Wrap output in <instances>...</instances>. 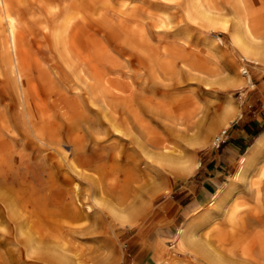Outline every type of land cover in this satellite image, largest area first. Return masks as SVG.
<instances>
[{"label": "bare ground", "instance_id": "6f19581e", "mask_svg": "<svg viewBox=\"0 0 264 264\" xmlns=\"http://www.w3.org/2000/svg\"><path fill=\"white\" fill-rule=\"evenodd\" d=\"M175 1L158 0V5ZM114 4L112 0H0V213L6 214L31 264L47 263L46 245L53 247L48 252L58 264L84 263L79 258L82 253L68 255L59 239L48 240L46 225L53 208L61 206L79 220L82 209L91 208L85 200L99 183L87 172L100 167L110 153L117 158L120 154L128 163L120 172L125 175L122 189L110 198L114 204L101 197L104 213L121 227H134L143 191L148 186L155 189L165 173L190 172L188 147L203 143L213 124L207 110H199L196 91L186 87L195 84L207 92L212 84L226 88L249 80L245 67L229 76L230 69L222 65L224 51L216 46L219 36L204 38L212 58L203 62L205 53L193 49L188 36L184 46L164 41L165 32L160 33L168 27L164 15L144 16L158 22V44L152 45L142 22L143 8L123 10L125 2L119 8ZM181 8L185 22L225 34L243 58L264 65V0H182ZM33 34L54 54L51 70L30 55ZM146 87L148 95H144ZM210 104L215 123L228 124L234 111L230 99L224 106L216 98ZM147 116L162 119L156 121L163 131L156 130ZM82 131L85 135H80ZM130 143L139 156L132 157L125 149ZM63 146H68V153ZM59 155L67 170L57 183L50 180ZM77 181L87 188H78ZM242 185L250 190L253 207L237 195ZM207 204L211 209H199L178 227L176 249L203 257L208 264H264V132L240 155L237 170ZM218 217L224 219L222 228L215 222ZM78 233L74 234L82 232Z\"/></svg>", "mask_w": 264, "mask_h": 264}, {"label": "rangeland", "instance_id": "374dc122", "mask_svg": "<svg viewBox=\"0 0 264 264\" xmlns=\"http://www.w3.org/2000/svg\"><path fill=\"white\" fill-rule=\"evenodd\" d=\"M112 1L113 4L115 3L114 6L116 8L121 7L120 5L123 2H125V6L121 7L122 9L124 8L123 10H128V8L135 5L136 7L143 8V11H141V17L143 16L144 20L142 22L144 24V28L148 36V42L152 45L158 44L159 30L157 26L155 27V25L158 22L157 23L154 22L153 24V22L152 23L150 22L153 20L146 19V17L144 16L145 14H151V13L157 15H164V17L163 16L162 17L163 19L165 18L166 20L165 24L168 26L166 28H163L162 31L160 32V33L165 32L167 39L165 38L164 41L171 42L173 44L175 43L178 44L179 46H184L183 39H185V36H188V38H190L191 42L194 45L193 49L197 48L205 53L202 58L204 59L203 62L206 61L211 62L210 60L212 58L211 57L212 52L207 47V44H205L206 41L205 42L203 41L204 38L205 37L213 38L214 35L219 36L220 41L216 42V46L220 47L224 51V58H223L224 62L222 65L225 67V69H230V72H228L229 76L230 77H233L234 75L236 76L238 74L240 67H245L249 74V80L247 82L242 83L239 86L238 85L228 86L226 88H221L217 84H212L211 88L207 92L206 91L202 92L198 90L195 84L186 87V89L189 88V89H194L196 91L195 93L196 101L201 105L199 110L202 112L203 111L205 112V110H207L206 112L209 113V116H212L211 119H213V124H211L210 132L207 134V138L204 140L203 143L198 144L196 146L188 147L189 152L187 153V156L190 158V163L192 165V170L190 172L184 174L183 175L184 177L174 176L172 175V173H165L166 176L162 180H157L158 185L156 186L155 189L152 190L150 186L148 187L146 186L147 190H149L150 188V191L147 190L143 191L145 192L143 193V202L141 204V209L143 210L140 209L139 212L140 214L137 213L134 216V218L135 217L137 218V219L135 218L136 220L135 219L133 220L135 223L134 227H129V226L121 227L117 222L109 218L106 215V213H104L105 209L103 206L106 205L104 200L108 204L110 203L112 204L114 201L112 199L113 197H115L114 194H116L117 192L120 191V189H122L121 187L123 186L125 181V175L121 174L123 173L122 165L128 163V160L127 162H125L124 159H123L124 161H122L120 154L117 158L115 156L114 157L112 156L113 153H110L111 157L110 156L106 157L105 158L106 160L105 161L103 160L105 164L101 162L100 167L93 168L87 172L91 177L96 179V181L99 183L98 186L95 187V189L90 188L91 192H89V194L92 193L90 195L92 197L89 198L90 200L89 199L85 200V203L90 204L91 208L88 211H84V209H82L83 210L81 212L82 214L80 213L77 216V217H79L80 215L82 216L80 220L79 218L77 219L76 217H72L67 213H65L64 209L61 206L59 208L57 207L56 209L53 208L52 211H50L49 213V216L52 217H49L48 219L49 223L47 222L46 225V230H47L46 233H48L47 239L48 240L59 239L57 241L60 242V244L63 247H66L68 249L69 251L67 253L68 255L73 256L71 253L73 254L79 253L81 255L82 253V256H79V258L80 257L83 258V259L80 258L82 260L81 262L82 263L84 262L83 264H86V262L87 264H157L160 260L167 261V264H208L203 259V257L200 258L198 256H194L191 254H187L185 252L178 251L175 247V243L173 242L174 236L177 232L178 227L181 224H183L188 219V217L191 216L193 213L195 212L200 213L199 209H211L209 204H207L209 203L210 199L207 200L204 204H202V206L195 208L196 210L194 211L191 210V212H187V209L185 210V206L187 205V203H189L190 198L193 197L195 191H197L196 186L198 185V183L196 182L197 180L196 171L197 170L199 171V169L202 166H204V164L207 162L208 159L213 158L214 155H218V153L220 152L221 145L222 146L226 145L227 142L231 140V137L234 135L237 128L235 127L236 125L234 124L237 122L239 117L241 116V122L249 121V120H259L261 126L264 125V121H263L264 120V65L254 64L253 62L243 58L240 55V53L230 44L225 34L217 31H206L199 25L190 24V23L188 24L187 22H185L183 19V12L181 8L182 0H176L174 3L165 6H162V4L158 5V0H151V1L150 0H112ZM148 10L150 13H148ZM177 18L178 20H176ZM152 27L154 30H151ZM33 36L31 35L30 38L31 42H29L30 44L29 51L31 53L30 55L38 58L41 63L43 62L42 64H45L46 67L48 69L50 68L51 70L53 67V60H54V54L52 53V51H50L51 48L49 47L47 48V45L46 44L44 45V42L42 41L40 42L38 35L33 34ZM46 48L48 51H46ZM197 59L199 61H202L199 55ZM63 79L65 82H67L65 76ZM185 79H186L185 76L180 78V80L183 81ZM70 84L72 85V82H70L68 85ZM184 84H186V82H183L182 85ZM170 92H174V91H170ZM148 93L150 92H148V87H146L144 89V95H148ZM157 98H159V94H156L155 99ZM215 98L216 101L222 103L223 106L225 105L226 101L230 99L234 111L230 115L231 118L228 120V124H222V123L220 124L218 121L217 124L215 123L217 117L215 119L216 114L214 113V108H212L210 104L211 101L214 100ZM204 102H206V104ZM202 107H204L203 109L205 110H203ZM146 119H148L151 125L153 126L155 125L154 127L156 128V130H158L159 132L163 131V126L161 124H158V122L156 121V119L158 121H162V119L160 120L157 117H155L154 120L148 116L146 117ZM239 123L240 121L237 124ZM222 131H225L224 135H221ZM80 135H85V132L84 131L80 132ZM217 135H219L220 138L218 140H215V136ZM250 138L251 137H248V140L245 142L246 144L249 143ZM222 139L225 141L222 142ZM246 144L243 146L244 148H242V150L244 151L243 153H245L248 148ZM133 145L134 144L131 143L126 144L125 149L128 150V153L131 154L132 157L139 156L138 155L139 151L136 150L135 148L136 145L134 146ZM62 149L63 151H67V153L69 152L68 146H63ZM239 157L240 156H235V157L233 156V165L226 169L227 176L224 180V183L227 182L228 178L237 170ZM115 159L118 161H116ZM54 160H55L54 165L56 167L53 169V171L55 172V176L50 181L56 180L57 183H59L61 182L60 181L61 179L59 178H61L62 175L66 173L67 169L66 166L64 165V161L62 160V156L59 155ZM113 164H116L117 167L120 169V171L119 169H117L115 165L114 167L116 169L113 170L114 168ZM103 166H105L104 170L102 169ZM111 166H112V170H111ZM97 170H99L100 172ZM144 171L146 170L144 169ZM114 172L115 174H111ZM96 173H98V175L100 173L99 176L102 175L103 177L101 176L100 178ZM45 178L47 177L45 176ZM100 180L101 182H99ZM108 180H110V182H108ZM76 184L80 189L87 188L84 186V184L82 185V181H77ZM105 188H107L108 190ZM239 190L240 191L237 195L243 198L249 204L248 205L249 207H253L254 206L253 199H251V196L249 194L250 190L248 189V187L242 185L240 186ZM104 192L107 193L110 192L109 193L110 197L107 193ZM102 193L106 194L105 195L106 197L108 195V197L106 198L104 195H102ZM101 197L105 199L103 200ZM108 198L109 199L112 198L110 199L111 201ZM92 199L94 204L99 202L98 206L99 207L101 206L102 209L98 208L97 204L94 206L92 203ZM175 202L179 203L180 207L175 206L176 207L175 208L173 206L174 205L173 203ZM96 219L98 220V223H96ZM215 222H217L216 224L220 228L225 226V222L222 217H218L217 220H215ZM6 223H7L6 214L4 215V213H0V236H1L0 264H15V263L31 264V262L26 256L24 246H22L21 244L19 245L17 244L18 237L16 231L11 229L10 225ZM77 227L78 229H82V231L74 230L77 229ZM62 229L66 230L69 234H67L66 236V231L64 232L62 231ZM69 229H73L70 230L71 234L70 231H68ZM77 231L79 233L82 232L81 234L78 233L80 237L76 235L77 233L74 234ZM1 233H5V236L1 235ZM67 240L68 242H66ZM70 242L73 243L71 244ZM40 244L41 243H39V245ZM39 245L36 244V246L38 247ZM40 246L41 248H43L45 244L44 245L42 244ZM75 246H77L76 247L77 249L75 248ZM45 247L46 248L50 247V245H46ZM46 248L43 249L49 254L50 258L48 257L47 263H41V264H58L57 260L54 258V255L52 254V256H50L53 247L47 249ZM48 251L51 253H49ZM52 258H54L55 261L52 260ZM36 262H37L36 264H38V262L41 261H36Z\"/></svg>", "mask_w": 264, "mask_h": 264}, {"label": "crops", "instance_id": "0c3cea01", "mask_svg": "<svg viewBox=\"0 0 264 264\" xmlns=\"http://www.w3.org/2000/svg\"><path fill=\"white\" fill-rule=\"evenodd\" d=\"M239 121L240 123L237 124ZM234 125L237 128L231 140L226 145H221L218 155H214L213 158L208 159L204 166L199 171H196L197 191H195L193 197L190 198L189 203L185 206L187 212L194 211L196 210L195 208L202 206L220 189L227 176L226 169L233 165V156H240L242 154L240 150L244 148L243 146L246 144L245 142L248 140V137L251 136L254 130L261 127L259 120L241 122V116ZM173 204L174 207H180L177 202Z\"/></svg>", "mask_w": 264, "mask_h": 264}, {"label": "trees", "instance_id": "16d2710c", "mask_svg": "<svg viewBox=\"0 0 264 264\" xmlns=\"http://www.w3.org/2000/svg\"><path fill=\"white\" fill-rule=\"evenodd\" d=\"M262 132H264V125L261 127H258L256 130H254V132L251 134V138L249 140V143L246 144V146H249L251 144V142L257 137L259 136ZM244 151L242 150L241 153H243Z\"/></svg>", "mask_w": 264, "mask_h": 264}, {"label": "built area", "instance_id": "2783aa9c", "mask_svg": "<svg viewBox=\"0 0 264 264\" xmlns=\"http://www.w3.org/2000/svg\"><path fill=\"white\" fill-rule=\"evenodd\" d=\"M225 131H222L221 135H224ZM220 141V140H219ZM225 140L222 139V142H224Z\"/></svg>", "mask_w": 264, "mask_h": 264}]
</instances>
